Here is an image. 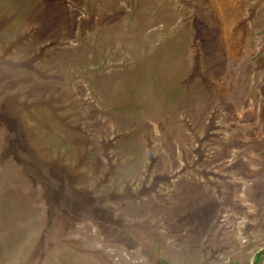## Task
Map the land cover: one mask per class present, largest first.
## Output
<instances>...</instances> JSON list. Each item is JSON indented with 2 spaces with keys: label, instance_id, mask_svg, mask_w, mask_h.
<instances>
[{
  "label": "rangeland",
  "instance_id": "374dc122",
  "mask_svg": "<svg viewBox=\"0 0 264 264\" xmlns=\"http://www.w3.org/2000/svg\"><path fill=\"white\" fill-rule=\"evenodd\" d=\"M257 263L264 0H0V264Z\"/></svg>",
  "mask_w": 264,
  "mask_h": 264
},
{
  "label": "trees",
  "instance_id": "16d2710c",
  "mask_svg": "<svg viewBox=\"0 0 264 264\" xmlns=\"http://www.w3.org/2000/svg\"><path fill=\"white\" fill-rule=\"evenodd\" d=\"M259 254H260V256H261L263 253H262V252H260ZM256 260H257V259H256ZM257 264H258V263H257Z\"/></svg>",
  "mask_w": 264,
  "mask_h": 264
}]
</instances>
